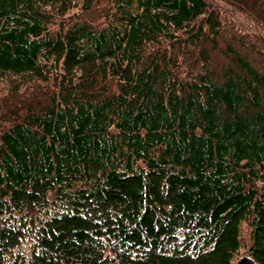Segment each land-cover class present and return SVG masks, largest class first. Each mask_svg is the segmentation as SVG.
<instances>
[{
    "label": "trees",
    "instance_id": "trees-1",
    "mask_svg": "<svg viewBox=\"0 0 264 264\" xmlns=\"http://www.w3.org/2000/svg\"><path fill=\"white\" fill-rule=\"evenodd\" d=\"M0 264H264V0H0Z\"/></svg>",
    "mask_w": 264,
    "mask_h": 264
},
{
    "label": "bare ground",
    "instance_id": "bare-ground-1",
    "mask_svg": "<svg viewBox=\"0 0 264 264\" xmlns=\"http://www.w3.org/2000/svg\"><path fill=\"white\" fill-rule=\"evenodd\" d=\"M255 20V19H254ZM254 22V21H253ZM249 24V23H248ZM225 26V25H224ZM250 26V25H249Z\"/></svg>",
    "mask_w": 264,
    "mask_h": 264
}]
</instances>
